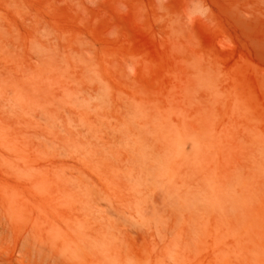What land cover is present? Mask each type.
<instances>
[{"label": "rangeland", "instance_id": "374dc122", "mask_svg": "<svg viewBox=\"0 0 264 264\" xmlns=\"http://www.w3.org/2000/svg\"><path fill=\"white\" fill-rule=\"evenodd\" d=\"M0 264H264V0H0Z\"/></svg>", "mask_w": 264, "mask_h": 264}]
</instances>
